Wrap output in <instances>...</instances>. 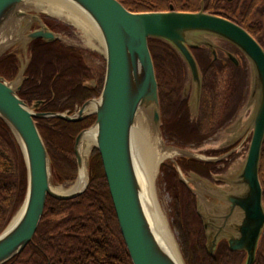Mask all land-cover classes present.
Here are the masks:
<instances>
[{"label":"water","instance_id":"95a60500","mask_svg":"<svg viewBox=\"0 0 264 264\" xmlns=\"http://www.w3.org/2000/svg\"><path fill=\"white\" fill-rule=\"evenodd\" d=\"M26 1L0 0V60L11 55L18 63L12 79L0 76V120L10 131L26 171L22 202L0 233V264L19 255L32 241L48 197L71 200L87 189L89 172L80 152L81 141L86 136L93 138L89 155L94 149L99 153L131 263L185 264L177 241L179 260L170 254L166 238L156 226L160 211L155 192L156 175L152 180L147 179L136 157L135 128L140 115L145 116L167 154L158 169L168 159L180 182L195 196L207 254L212 256L218 244L225 242L230 252L245 254L244 264H253L264 231V206L258 177L264 142L263 47L243 27L220 15L205 12L207 0L200 1L196 12L175 11L172 7L168 11L130 12L118 0H60L83 15L100 38L105 61L104 80L100 94L83 103L76 112L39 113L36 109L40 102L30 106L18 96L30 61L28 48L36 40L50 43L59 40L60 35L50 31L38 13L27 10ZM151 39L170 46L185 65L189 83L183 92L191 88L188 102L191 115L198 114L202 89V76L192 50L207 49L214 59L217 43H227L240 52L249 68L248 100L253 110L246 129L252 131L251 139L239 169L234 174L214 177L218 185L195 173L185 175L175 158L207 163L215 160L188 149L172 145L163 147L161 143L158 86L148 47ZM226 55L236 64L233 55ZM89 116H94L95 121L74 139L77 170L74 184L68 190H57L51 182L50 159L36 120L56 118L77 123Z\"/></svg>","mask_w":264,"mask_h":264},{"label":"trees","instance_id":"16d2710c","mask_svg":"<svg viewBox=\"0 0 264 264\" xmlns=\"http://www.w3.org/2000/svg\"><path fill=\"white\" fill-rule=\"evenodd\" d=\"M118 1L130 12L168 11L170 7L175 11L196 12L200 8L201 0ZM234 1L228 3L226 0H207L204 3V10L243 27L264 49V25L261 20L255 18L257 9L264 7V0H247L238 8V12L232 8ZM51 23L55 24L56 31H60L59 28L62 27H65L66 31L72 29L65 24L60 26L57 20ZM148 47L158 86L162 137L175 147L200 149L206 137L226 125L233 117L232 110L235 106L230 107V103L233 101L236 103V99L238 104L243 102V94H236L238 90L233 87V80L236 79L226 76L227 78L223 80L228 81L227 92L225 90L222 93L218 89L220 85L218 75L205 73L202 78L199 119L188 126L177 119V110L181 103L179 92L185 80L179 73L182 72L179 66L183 67L181 59L163 42L151 39L148 41ZM9 57L10 60H15L17 67L15 57L11 55ZM3 59L0 60V66ZM45 59L67 70L59 82V88L62 91L71 89L76 78L75 60L50 53L44 58L38 57L39 67ZM71 65L73 66L69 68ZM51 69V66L47 67V70ZM52 75L54 76L53 70L50 71V77ZM0 76H3L1 70ZM4 78L10 80L13 77ZM40 80L42 82V79ZM239 80V91L243 92V81L241 82V78ZM99 93L97 90L85 97L78 93L57 94L55 99L51 94L37 90L31 94L18 93V96L30 106L39 101L43 102L36 111L63 112L73 109L75 105L80 106L90 97H97ZM62 97L68 99L59 100ZM43 106L45 109L42 108ZM212 113L215 114L214 121ZM163 118L166 134L163 131L165 127V124H162ZM94 121V116L77 123L56 118L36 120L50 159L52 184L67 187L75 181L77 170L73 150L74 139ZM261 157H264V142ZM176 162L185 175L195 173L200 174L201 177L211 172L214 165L191 158H177ZM87 167L89 185L84 193L71 200H56L48 197L32 241L6 264H132L118 228L97 150L94 149L89 155ZM207 170L209 172H206ZM158 183L170 197L168 206L170 227L176 233L178 247L185 264H242L243 253L230 252L225 242L218 244L212 256L207 254L204 232L196 214L195 196L180 182L171 162L161 164ZM25 187L26 171L20 151L10 131L0 120V233L20 206ZM253 264H264V231Z\"/></svg>","mask_w":264,"mask_h":264},{"label":"flooded vegetation","instance_id":"af4514ba","mask_svg":"<svg viewBox=\"0 0 264 264\" xmlns=\"http://www.w3.org/2000/svg\"><path fill=\"white\" fill-rule=\"evenodd\" d=\"M39 17L50 31L54 33H58L59 35L63 34L60 31H56L55 26H54L55 24L51 23L52 21H55L56 19L46 14H39ZM215 50H216L215 51L216 57L214 59H212L211 53L207 49L200 48L197 50H192V54L197 62L202 78L207 72H208L207 75L211 74L212 76L224 74L227 77L229 76L231 79L242 78L243 74L246 73L245 72L246 68L244 65L243 57L240 54V52L236 50L233 46L227 43H223V42L217 43ZM28 53L30 54V61L24 73V76L26 77V79L24 80L19 93L31 94L38 90L44 93L51 94L52 97L55 98L57 94L72 95L73 93H78V94L84 95L83 97H85L91 92L94 93L97 90L101 92L102 86L100 85H103L104 73H105V65L103 66V59L101 56L100 57H96V56L88 57L86 56L85 53L83 54L81 50H79L78 48L66 46L63 43L62 38H59V40H55L54 42H50V43H45L42 40H36L30 44L28 48ZM50 53L55 56L64 55L68 58H73L75 60V65H77V69H75L76 78L73 81V87L71 89L62 91V89L59 88V84H60L59 82L62 80V78L65 76L67 72V70L64 67L62 68L58 66L55 62L49 63L48 61H46V59H45V62L42 63L41 67L38 66V62H39L38 57L44 58L47 54H50ZM228 53L233 55V57H235L237 61L236 64H234L230 60V58L226 55ZM49 66L52 67L51 70L54 71V76L52 75L50 77L51 70H47V67ZM72 66L73 65H71L69 68H71ZM179 67L180 69H182V72H179V73L181 76L184 77L185 80L183 82L182 89L179 92V99H180L181 105L179 104L180 107L177 110L178 111L177 119L182 120L188 126H190L196 121H198L201 106L199 102L198 114L191 115L190 110L188 108V102H189V98L191 95V88L187 89L186 92H183L185 85L189 83L188 73H187V70L184 64H183V67L182 66H179ZM0 70L3 73L4 77H14L17 72L15 60L14 61L10 60V57L7 55L1 62ZM14 70H15V73H14ZM209 71H212V72L209 73ZM40 79H42V82ZM241 93L243 94L242 91L236 92V94H241ZM201 96H202V90H201V95H200V101H201ZM92 98H95V97L94 96L90 97L89 99L85 100V102ZM66 99L68 98L62 97V99H59V100H66ZM42 103L43 102H41L40 104ZM240 105L241 104L237 103V99H236V103L234 101L230 103V107L235 106V108L232 110L234 115L229 120V122L232 121L234 116L237 114L240 108ZM44 106H46V104ZM44 106L42 107L43 109H45ZM80 106L75 105L73 109L63 111L60 113L72 114L76 110L75 108L80 107ZM37 112L45 113L48 111H37ZM212 117L214 121L215 114L212 113ZM229 122L223 127H226L228 124L231 123ZM162 124H165L164 118H163ZM223 127L219 128V130L215 131L209 136L216 135L221 129H223ZM166 130L167 129H166V124H165V127L163 129L165 134L167 133ZM210 171L211 172L207 170L206 172H209V173H207L206 176L204 175L203 178L208 179L209 181L212 182L213 179L211 177L213 175H216L219 169L218 170L213 169ZM258 177H259V182L262 188V199H263L264 197V172L261 171ZM215 182L216 181H213L214 184H216ZM243 259H245L244 253H243ZM243 264H244V261H243Z\"/></svg>","mask_w":264,"mask_h":264},{"label":"rangeland","instance_id":"374dc122","mask_svg":"<svg viewBox=\"0 0 264 264\" xmlns=\"http://www.w3.org/2000/svg\"><path fill=\"white\" fill-rule=\"evenodd\" d=\"M247 0H238L235 2L232 6L236 11L239 7L242 6L244 2ZM233 2V1H232ZM230 3V2H228ZM28 10V9H27ZM32 12V11H31ZM238 12V11H237ZM38 14H44V13H38ZM255 18L261 20L264 25V7H259L255 13ZM60 26H65L64 23L58 22ZM60 32L63 34L60 35V38H62L63 43L66 46L78 48L81 50V52L86 54V56H96V57H102L103 59V66L105 65V61L103 58V55H101L98 51H95L93 49H90L86 46L85 40L82 39L79 31L72 28L70 30H65V27L59 28ZM62 36V37H61ZM245 74H243V77L241 78V82L243 81V102L240 105V108L237 112V114L234 116L232 121H230L226 127H223L216 135L214 136H208L206 137L202 142V147L200 149H188L192 152H194L197 155H200L204 158L213 159L215 161L213 162V169H216L219 171L216 173V175H213L211 178L214 181V177L218 175H227L230 173H235L239 167L241 166L242 162L245 159L246 152L248 149V145L251 139L252 131L250 129H246V124L248 119L251 116L253 106L249 104V93H250V73L249 68L245 64ZM220 78L218 89L220 92L224 93L226 90L227 92V85L228 81L224 82L223 79L227 78L224 74H219L217 76ZM240 80L239 78L236 80H233V87H235L236 90L239 91L240 89ZM187 85V84H186ZM237 92V91H236ZM251 105V106H249ZM161 136V135H160ZM161 143L163 147H167L170 144H168L164 138L161 136ZM89 156L87 157L86 162L88 161ZM264 157H261L260 159V166H259V172H264ZM177 159V156L176 158ZM170 162L168 159L164 162ZM163 162V163H164ZM158 177H159V169L157 171L156 177H155V192H156V198L159 210L161 214L165 217V220L170 226V216H169V203H170V197L167 195V193L164 191V188H162L158 183ZM213 181L211 183H213ZM216 184H219L218 182H215ZM74 184V182H73ZM73 184L69 186H63L60 184H53L54 187L61 188L62 190H68ZM214 184V183H213ZM262 203L264 206V197L262 199ZM171 229V227L169 228ZM172 234L174 235V239L176 238V233L171 229L170 230ZM177 239L175 240V242ZM242 257V264L243 261Z\"/></svg>","mask_w":264,"mask_h":264},{"label":"bare ground","instance_id":"6f19581e","mask_svg":"<svg viewBox=\"0 0 264 264\" xmlns=\"http://www.w3.org/2000/svg\"><path fill=\"white\" fill-rule=\"evenodd\" d=\"M25 6L32 12L44 13L76 29L79 31L82 39L85 40V44L88 48L98 51L101 55L104 54L100 38L90 22L69 5L60 0H27ZM135 142L137 146L136 157L138 164L145 172L147 179L149 178L152 180L157 174L159 164L166 158L167 154L163 150L156 135L152 132L144 115H140L137 119ZM92 145L93 138L91 136H86L81 141L80 152L84 162L87 160ZM55 189L62 190L57 187H55ZM155 222L156 226H159L162 235L166 238L165 241L171 249L169 250L170 254L179 260L174 235L170 231L165 217L160 211L157 221Z\"/></svg>","mask_w":264,"mask_h":264}]
</instances>
